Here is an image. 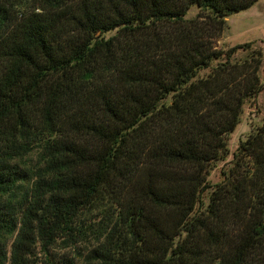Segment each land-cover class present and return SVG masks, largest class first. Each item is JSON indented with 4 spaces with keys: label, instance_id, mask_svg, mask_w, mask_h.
<instances>
[{
    "label": "trees",
    "instance_id": "1",
    "mask_svg": "<svg viewBox=\"0 0 264 264\" xmlns=\"http://www.w3.org/2000/svg\"><path fill=\"white\" fill-rule=\"evenodd\" d=\"M258 1L0 0V264H264Z\"/></svg>",
    "mask_w": 264,
    "mask_h": 264
},
{
    "label": "rangeland",
    "instance_id": "2",
    "mask_svg": "<svg viewBox=\"0 0 264 264\" xmlns=\"http://www.w3.org/2000/svg\"><path fill=\"white\" fill-rule=\"evenodd\" d=\"M199 10L192 8L187 18L197 17ZM252 44V49L263 52L262 67L260 77L264 83V0H259L252 8L235 14L227 18V28L223 35L215 41L214 46L220 50H228L235 46ZM245 55L240 53L238 58H244ZM264 122V90L256 98L247 103L243 115L242 123L239 125L230 140V149L233 154L241 141H244L250 133ZM233 155L227 160L231 161ZM223 162L212 172V182L220 181V172L227 165Z\"/></svg>",
    "mask_w": 264,
    "mask_h": 264
}]
</instances>
